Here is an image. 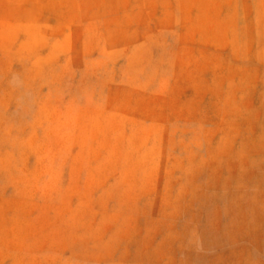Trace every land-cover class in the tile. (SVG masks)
<instances>
[{
    "label": "rangeland",
    "instance_id": "rangeland-1",
    "mask_svg": "<svg viewBox=\"0 0 264 264\" xmlns=\"http://www.w3.org/2000/svg\"><path fill=\"white\" fill-rule=\"evenodd\" d=\"M0 264H264V0H0Z\"/></svg>",
    "mask_w": 264,
    "mask_h": 264
}]
</instances>
